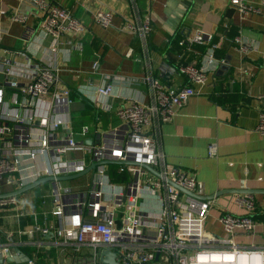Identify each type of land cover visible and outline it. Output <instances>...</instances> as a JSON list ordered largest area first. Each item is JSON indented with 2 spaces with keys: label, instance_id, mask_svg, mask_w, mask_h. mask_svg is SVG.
Instances as JSON below:
<instances>
[{
  "label": "built area",
  "instance_id": "1",
  "mask_svg": "<svg viewBox=\"0 0 264 264\" xmlns=\"http://www.w3.org/2000/svg\"><path fill=\"white\" fill-rule=\"evenodd\" d=\"M32 1L41 13L39 30L51 38L52 53L63 51L65 34L79 35L87 29L68 8L51 0ZM230 3L241 18L261 11L248 0ZM27 18L19 9L10 16L23 24ZM94 21L109 28L113 14L99 10ZM122 29L137 35L148 54L150 18L129 20ZM34 31L28 27L25 36L29 39ZM187 41L210 45L212 50L217 47L212 43L213 35L200 29ZM240 48L246 54L251 45L242 43ZM220 62L227 64L226 59ZM179 71L193 84L208 80V69L202 65L181 64ZM0 75V210L18 202L5 187L21 189L41 178L54 177V220L44 226L34 224L24 233L55 237L62 250L59 264H107L102 260L104 250L116 253L117 264H264V246L236 240L239 232H255L257 222L253 216L223 209L219 221L224 234L209 232L205 222L214 201L198 194L193 173L167 161L151 133L170 122L178 109L197 94L192 84L169 88L149 75L145 83L151 101L129 98L130 103L117 107L112 103L103 105L114 109L122 123L100 131L89 124L75 128L71 119L73 91L51 63L36 60L27 51L0 48ZM7 90L11 93L9 100ZM78 91L85 96L94 93L91 98L96 101L97 96L113 97L115 87L107 83ZM150 126L151 131L147 129ZM257 129L264 134V112ZM216 154L217 145L212 144L210 155ZM93 164L87 189H74L57 180L84 172ZM236 201L240 208H255L252 194H237ZM13 248L11 242L0 240L3 257Z\"/></svg>",
  "mask_w": 264,
  "mask_h": 264
},
{
  "label": "crops",
  "instance_id": "2",
  "mask_svg": "<svg viewBox=\"0 0 264 264\" xmlns=\"http://www.w3.org/2000/svg\"><path fill=\"white\" fill-rule=\"evenodd\" d=\"M68 8L82 20L87 29L79 35L63 36V51L52 53L50 36L39 30L41 13L32 0H0V48L27 51L36 60L49 62L59 68L65 85L73 93L71 119L75 128L89 124L106 131L122 123L114 107L133 100L151 101L145 79L152 75L169 88L192 84L197 90L180 107L173 119L155 132L167 161L197 178L198 194L213 200L205 222L206 229L223 235L219 221L223 209L232 213H249L257 227L254 233L239 232L238 243L264 246V134L258 129L260 114L264 112V1L248 0L261 11L246 18L230 0H51ZM26 13L27 23L12 21L14 11ZM113 14V25L104 28L94 21L99 11ZM150 18L152 32L148 54L144 52L137 35L122 29L132 19ZM35 29L29 39L27 28ZM213 35L212 43L203 53L187 39L197 30ZM179 41L176 42L175 39ZM239 39V40H237ZM99 42L96 48L93 41ZM184 40L185 43L181 44ZM251 45L248 53L241 44ZM219 50V51H216ZM223 51V52H221ZM226 59L228 67L220 61ZM195 63L208 69V80L203 84L190 83L179 71L181 64ZM246 69L247 72H243ZM3 76L0 75V82ZM112 83L113 97L85 96L79 88L93 90ZM11 97L7 90L6 98ZM131 98V99H129ZM217 145V154L210 155V146ZM89 171L86 180L73 185L74 189H87L92 180ZM53 180L22 191L5 187L15 194L16 205L0 210V240L14 245L16 260L4 256L0 264H59L62 250L52 235L24 233L34 224H50L51 188ZM22 191V192H20ZM237 194H252L255 208H240ZM23 213V214H21ZM42 219V220H41ZM44 250L41 255L39 251ZM27 257L26 260L23 258Z\"/></svg>",
  "mask_w": 264,
  "mask_h": 264
},
{
  "label": "water",
  "instance_id": "3",
  "mask_svg": "<svg viewBox=\"0 0 264 264\" xmlns=\"http://www.w3.org/2000/svg\"><path fill=\"white\" fill-rule=\"evenodd\" d=\"M225 67H228V65H226V64L222 65V68H225ZM86 142L90 143L91 142V139H87ZM108 163H113V162L109 161ZM94 167H95V164L91 165L84 172H81V173H78V174H74V175L60 176V177L57 178V180H59V181H65V180H73V179H76L78 177H81V176L85 175L86 173H88L89 171H91ZM148 168H150L151 171H153V172H155L157 174V171H155L151 167H148ZM54 179H55L54 177H44V178H41L38 181H36V182H34L32 184H29V185L25 186L22 189V191H26V190L32 189V188H34V187H36V186H38V185H40V184H42L44 182H47L49 180H54ZM22 191H20V192H22ZM14 253H15V250L12 249L10 251V255H8L10 261H12L13 259L16 260V261H18V259L15 256L13 257L11 255V254H14ZM23 259L26 260L27 257H25ZM2 260H3V255L0 254V262H2ZM102 260L105 263H107V264H117V261H116V253L114 251H111V250H104L102 252Z\"/></svg>",
  "mask_w": 264,
  "mask_h": 264
},
{
  "label": "trees",
  "instance_id": "4",
  "mask_svg": "<svg viewBox=\"0 0 264 264\" xmlns=\"http://www.w3.org/2000/svg\"><path fill=\"white\" fill-rule=\"evenodd\" d=\"M175 41L178 42L179 40L176 38ZM93 44H94V46H95L96 48H99V42H98L97 40H94V41H93ZM194 45H195V47H196L197 49L201 50L203 53H205V52L207 51V49H208V47L205 46V45H200V44H194ZM216 51H219V50H216ZM221 52H223V51H221ZM112 167H116V165L113 164ZM253 218H254V216H253ZM254 219H255V218H254ZM41 220H42V219H41ZM43 251H44V250L41 249V251L38 252L39 255H41L42 253H44Z\"/></svg>",
  "mask_w": 264,
  "mask_h": 264
},
{
  "label": "rangeland",
  "instance_id": "5",
  "mask_svg": "<svg viewBox=\"0 0 264 264\" xmlns=\"http://www.w3.org/2000/svg\"><path fill=\"white\" fill-rule=\"evenodd\" d=\"M88 177H89V176L86 175V176L81 177V178H79V179H81V180H86ZM78 181H79V180H77V181H74V180H65V181H63V183H64V184L73 185L74 183H76V182H78Z\"/></svg>",
  "mask_w": 264,
  "mask_h": 264
}]
</instances>
